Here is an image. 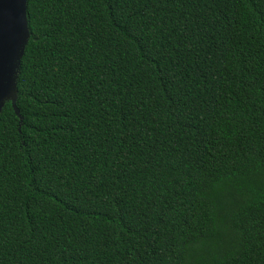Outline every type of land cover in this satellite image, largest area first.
<instances>
[{
    "label": "trees",
    "instance_id": "trees-1",
    "mask_svg": "<svg viewBox=\"0 0 264 264\" xmlns=\"http://www.w3.org/2000/svg\"><path fill=\"white\" fill-rule=\"evenodd\" d=\"M0 112V264H264V0H27Z\"/></svg>",
    "mask_w": 264,
    "mask_h": 264
},
{
    "label": "water",
    "instance_id": "water-1",
    "mask_svg": "<svg viewBox=\"0 0 264 264\" xmlns=\"http://www.w3.org/2000/svg\"><path fill=\"white\" fill-rule=\"evenodd\" d=\"M26 3L27 0H0V112L4 103L10 102L19 119L16 81L29 36Z\"/></svg>",
    "mask_w": 264,
    "mask_h": 264
}]
</instances>
